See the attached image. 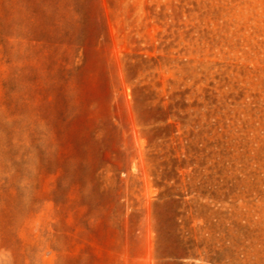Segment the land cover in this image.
<instances>
[{
    "label": "rangeland",
    "instance_id": "obj_1",
    "mask_svg": "<svg viewBox=\"0 0 264 264\" xmlns=\"http://www.w3.org/2000/svg\"><path fill=\"white\" fill-rule=\"evenodd\" d=\"M0 264H264V0H0Z\"/></svg>",
    "mask_w": 264,
    "mask_h": 264
}]
</instances>
